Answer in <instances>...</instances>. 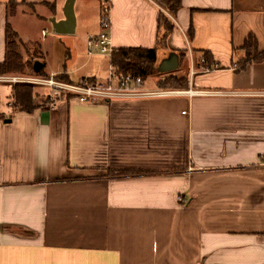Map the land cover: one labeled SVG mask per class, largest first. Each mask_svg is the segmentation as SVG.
Instances as JSON below:
<instances>
[{"label":"crops","instance_id":"obj_1","mask_svg":"<svg viewBox=\"0 0 264 264\" xmlns=\"http://www.w3.org/2000/svg\"><path fill=\"white\" fill-rule=\"evenodd\" d=\"M9 1L0 63L10 23L40 44L46 76L109 84L112 60L86 45L100 32L101 0H74L78 48L49 73L26 19L62 21L68 0H16L14 16ZM181 1L171 16L165 0H110V35L117 49H157L152 78L187 77V90L149 78L146 89L171 94L83 103L64 92L26 113L0 82V264H264V61L238 71L249 35L264 51V0ZM161 14L175 26L163 46Z\"/></svg>","mask_w":264,"mask_h":264},{"label":"trees","instance_id":"obj_2","mask_svg":"<svg viewBox=\"0 0 264 264\" xmlns=\"http://www.w3.org/2000/svg\"><path fill=\"white\" fill-rule=\"evenodd\" d=\"M103 0H101L102 4ZM166 10L171 16H176L182 7L181 0H165ZM19 3L16 0H10L8 3L9 16H14L17 13ZM32 8V7H31ZM102 8V5H101ZM160 30L163 32L159 39V46L165 45L169 35L174 29V24L164 14H161L159 20ZM192 34L189 32V38ZM38 51L33 55L31 60H25L22 50H26V44L23 43L18 33L14 30L10 23L6 28V58L4 62L0 63V77L10 76L15 74H25L30 72L37 77H48L42 69L39 73L34 72V60L42 59V52L40 51V44H35ZM237 50L235 49V52ZM243 52V57L239 61L238 71H243L250 64L260 63L264 61V51L259 50L257 38L254 35H249L245 41L244 46L240 49ZM204 60V67L212 69L215 65L210 53L201 52ZM158 61L157 49L144 48H121L112 58L111 64L116 69L117 74H132L140 76L144 80L157 74L156 67ZM57 79L65 80L66 77H56ZM86 84L94 85L95 79H86ZM33 84H16L13 87L12 99L14 105L21 111L26 113L34 112L38 107L34 103V86ZM159 88L171 91H183L189 88V80L187 77H176L171 75L167 79L158 82ZM0 119L3 115L0 113ZM129 173L139 174L141 172L132 171H113L116 175H128Z\"/></svg>","mask_w":264,"mask_h":264},{"label":"built area","instance_id":"obj_3","mask_svg":"<svg viewBox=\"0 0 264 264\" xmlns=\"http://www.w3.org/2000/svg\"><path fill=\"white\" fill-rule=\"evenodd\" d=\"M111 3L110 0H103L100 17V32L97 35H90L87 38L86 45L90 54L98 53L109 57L111 60L118 49L114 47L111 39ZM204 63V60H202ZM209 68H207L208 70ZM110 82L107 86L88 85L85 83L72 84L61 81L55 75L49 77H0V82L24 83L43 86L50 91L52 98L59 97L62 93H69L77 97L83 103L95 101H124L136 99L163 98L171 94L166 90H149L145 87V80L140 76L132 74H117L112 67ZM188 93V92H187ZM190 95H218V92H192ZM264 169V162L261 164Z\"/></svg>","mask_w":264,"mask_h":264},{"label":"rangeland","instance_id":"obj_4","mask_svg":"<svg viewBox=\"0 0 264 264\" xmlns=\"http://www.w3.org/2000/svg\"><path fill=\"white\" fill-rule=\"evenodd\" d=\"M78 13H79L78 10H75L76 19ZM44 28H46L47 31L43 33L42 30ZM25 30L29 38L45 46V53L47 52L45 56L48 57V61H49V65L47 67L48 73L64 68L66 64V58H68L67 54L69 52V49L72 47L71 44L77 46V41L79 38V33H77V36H75L76 34L74 33V34L65 35L66 37L63 40H60L59 36L54 32V28L51 23V20H46L44 25L42 24L37 25L36 20L34 18H32V20L26 19ZM46 36L48 37L46 38ZM83 43L84 42H82L81 44ZM26 47H27L26 50L31 57H33V55H35L36 52L38 51V48L36 47L35 44H26ZM22 52H23V56L27 57L26 51L24 49L22 50ZM80 52L82 53L81 57L84 59V54H85L84 51L81 50ZM9 77L26 78V77H34V76L30 72H26L25 74H15V75H10ZM168 77L170 76L161 77V78L150 77L149 81L151 83H158L159 80L161 81L167 79ZM11 84L15 86L16 84H24V83H11ZM34 87H35L34 102L35 100H37L41 103L42 106H44L54 101V99L49 95V91L45 87L39 85H35Z\"/></svg>","mask_w":264,"mask_h":264},{"label":"water","instance_id":"obj_5","mask_svg":"<svg viewBox=\"0 0 264 264\" xmlns=\"http://www.w3.org/2000/svg\"><path fill=\"white\" fill-rule=\"evenodd\" d=\"M65 19L57 21L55 18L51 19L54 31L58 35H69L74 34L77 24L74 0H68L64 9ZM44 65L39 60L34 61V72L39 73L43 69ZM10 122V120H6Z\"/></svg>","mask_w":264,"mask_h":264}]
</instances>
